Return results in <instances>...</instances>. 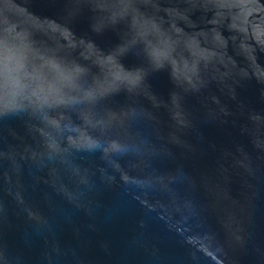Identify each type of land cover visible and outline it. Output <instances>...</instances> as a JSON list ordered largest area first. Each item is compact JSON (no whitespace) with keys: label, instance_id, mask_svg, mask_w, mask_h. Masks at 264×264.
<instances>
[{"label":"water","instance_id":"water-1","mask_svg":"<svg viewBox=\"0 0 264 264\" xmlns=\"http://www.w3.org/2000/svg\"><path fill=\"white\" fill-rule=\"evenodd\" d=\"M0 264H264V0H0Z\"/></svg>","mask_w":264,"mask_h":264}]
</instances>
